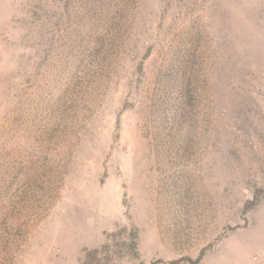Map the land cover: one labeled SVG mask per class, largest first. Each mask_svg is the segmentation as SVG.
Listing matches in <instances>:
<instances>
[{"label": "rangeland", "instance_id": "rangeland-1", "mask_svg": "<svg viewBox=\"0 0 264 264\" xmlns=\"http://www.w3.org/2000/svg\"><path fill=\"white\" fill-rule=\"evenodd\" d=\"M104 245L264 264V0H0V264Z\"/></svg>", "mask_w": 264, "mask_h": 264}, {"label": "trees", "instance_id": "trees-1", "mask_svg": "<svg viewBox=\"0 0 264 264\" xmlns=\"http://www.w3.org/2000/svg\"><path fill=\"white\" fill-rule=\"evenodd\" d=\"M258 201H259V197L256 194V195H254V197L251 201H248L245 203L243 212L247 213L250 209H252V207H254L258 203ZM135 235H136L135 232L131 233L132 239H131V242L129 245L130 251L133 253L134 252L136 253V250H135L136 249V241L134 238ZM103 249L104 250L107 249V246L104 245L100 249H93L91 251H87L84 255V260H82V264H100V261L98 259V255L101 253V251ZM205 251H206L205 249H202V251L200 252L199 256L196 259H192L190 257H183V258L168 261L166 263H164V262H160V263H163V264H199L200 261L202 260L203 256L205 255ZM157 263H159V262H157Z\"/></svg>", "mask_w": 264, "mask_h": 264}]
</instances>
